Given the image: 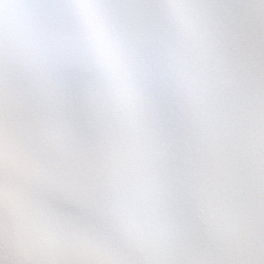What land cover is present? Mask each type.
I'll return each mask as SVG.
<instances>
[{
	"label": "snow or ice",
	"instance_id": "1",
	"mask_svg": "<svg viewBox=\"0 0 264 264\" xmlns=\"http://www.w3.org/2000/svg\"><path fill=\"white\" fill-rule=\"evenodd\" d=\"M0 264H264V0H0Z\"/></svg>",
	"mask_w": 264,
	"mask_h": 264
}]
</instances>
